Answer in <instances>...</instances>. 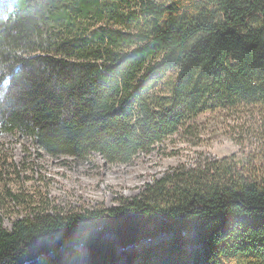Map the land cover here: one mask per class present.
Wrapping results in <instances>:
<instances>
[{
	"label": "trees",
	"instance_id": "obj_1",
	"mask_svg": "<svg viewBox=\"0 0 264 264\" xmlns=\"http://www.w3.org/2000/svg\"><path fill=\"white\" fill-rule=\"evenodd\" d=\"M10 1L0 132L50 155L128 164L197 137L201 120L264 112V0ZM208 171L178 169L115 207L67 212L0 189V264H81V249L90 264H264V184L233 178L236 166ZM7 198L25 213L10 230ZM161 234L171 239L117 252Z\"/></svg>",
	"mask_w": 264,
	"mask_h": 264
},
{
	"label": "rangeland",
	"instance_id": "obj_2",
	"mask_svg": "<svg viewBox=\"0 0 264 264\" xmlns=\"http://www.w3.org/2000/svg\"><path fill=\"white\" fill-rule=\"evenodd\" d=\"M11 7L10 0H0V16L5 18ZM259 113L249 110L236 117L201 120L197 137L175 135L128 164H108L97 154L87 159L55 157L25 136L0 132V189L23 195L28 202L32 197L42 199L47 208L67 212L99 205L115 207L121 198L138 197L148 185L175 170L206 174L212 164L218 163L236 166L233 178L264 184V112ZM6 200L1 219L4 228L10 230L25 213L23 204ZM106 238L117 242L113 235ZM170 239L161 234L155 240L143 241L125 250L119 247L117 252L121 256L141 252ZM80 253L81 264H90L87 250L81 249ZM45 261L39 258L26 264ZM120 264L126 262L121 260ZM198 264L206 263L199 260Z\"/></svg>",
	"mask_w": 264,
	"mask_h": 264
}]
</instances>
